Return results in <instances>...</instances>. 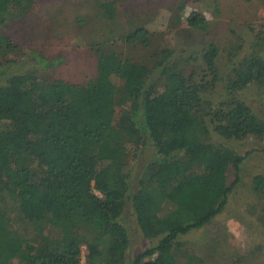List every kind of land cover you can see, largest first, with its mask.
Here are the masks:
<instances>
[{"label":"trees","instance_id":"trees-1","mask_svg":"<svg viewBox=\"0 0 264 264\" xmlns=\"http://www.w3.org/2000/svg\"><path fill=\"white\" fill-rule=\"evenodd\" d=\"M34 2L0 0V55L17 47L1 28ZM135 4L116 23L118 36L90 44L97 76L87 84L43 83L17 74L10 62L19 61L0 62V264H83V246L85 264H178L179 237L227 210V173L233 167L238 174L243 159L210 138L264 136V104L257 111L239 96L264 80V29L250 56L233 62L229 80L221 76L220 46L213 40L193 57L199 73L188 74L144 20L157 5ZM103 8L114 21V4ZM187 24L195 31L210 26L199 11ZM240 40L238 49L245 46ZM122 46L148 51L147 66L119 54L115 48ZM28 56L43 68L66 59L35 51ZM225 79L224 98L231 101L215 105L204 90ZM130 145L137 161L152 151L136 176L126 169ZM135 227L153 241L142 252L133 248Z\"/></svg>","mask_w":264,"mask_h":264},{"label":"rangeland","instance_id":"rangeland-1","mask_svg":"<svg viewBox=\"0 0 264 264\" xmlns=\"http://www.w3.org/2000/svg\"><path fill=\"white\" fill-rule=\"evenodd\" d=\"M136 1L35 0L28 13L1 28L2 34L17 47L8 54L0 55V62L19 61L20 64L10 62L17 74L28 79L37 78L43 83L64 80L87 84L97 76L94 54L89 52L90 44L118 36L116 23L124 22L125 10L138 6ZM151 1L157 5V9L154 13L144 14L146 24L156 33L163 47L170 46L175 50L172 60H180L188 74L190 71L199 73L200 62L193 57L201 55L213 40L220 46L218 63L221 76L229 80L234 74L233 62L238 64L250 56L254 50L256 33L264 29V0ZM107 3L114 4V21L103 8ZM182 3H185V7L179 10ZM193 11L203 13L208 19L210 26L207 30L188 28L187 18ZM79 17L85 18L87 22L80 24ZM240 39L243 43L245 41V46L238 49ZM115 49L119 54L129 55L139 62L150 57L148 51L132 50L125 46ZM30 51L41 52L47 57L65 55L66 59L57 66L43 68L29 58ZM262 54L264 56V50ZM145 63H148L147 60ZM226 79L204 90L205 96L215 105L225 100L223 91ZM263 81L252 82L239 93L257 111H262L264 104ZM153 82L156 91L161 92L162 81L156 76ZM225 101L230 102L231 98ZM210 141L242 157L240 172L237 174L232 167L227 173V182L232 187L227 210L205 227L179 237L175 246L181 249L177 255L178 264H264V181L258 179L259 176L264 177V136L251 135L240 141L225 140L213 133ZM134 149L135 146H129L133 158L126 169H133L132 174L136 176L152 151H143L137 161L139 154H135ZM94 192L102 196L99 191ZM131 210L129 204V215ZM129 219L134 223L133 218ZM133 231L134 249L142 252L145 247L153 245V241L142 237L138 227L133 228ZM22 232L26 236L30 234L27 227ZM87 253L86 246H83V264L87 261Z\"/></svg>","mask_w":264,"mask_h":264}]
</instances>
